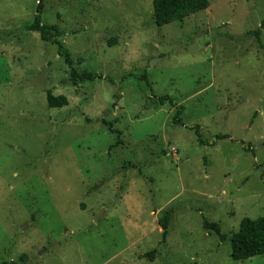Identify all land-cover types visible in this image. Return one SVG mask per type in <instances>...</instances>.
I'll use <instances>...</instances> for the list:
<instances>
[{
	"label": "rangeland",
	"instance_id": "rangeland-1",
	"mask_svg": "<svg viewBox=\"0 0 264 264\" xmlns=\"http://www.w3.org/2000/svg\"><path fill=\"white\" fill-rule=\"evenodd\" d=\"M41 2L75 70L102 78L73 85L25 28L36 0H0V264H264L229 241L264 215V0L161 27L152 0Z\"/></svg>",
	"mask_w": 264,
	"mask_h": 264
},
{
	"label": "trees",
	"instance_id": "trees-1",
	"mask_svg": "<svg viewBox=\"0 0 264 264\" xmlns=\"http://www.w3.org/2000/svg\"><path fill=\"white\" fill-rule=\"evenodd\" d=\"M208 0H152L153 8V22L157 27L167 25L175 21H182L187 16L198 11L204 10L208 7ZM33 21L26 25L28 31H36L43 41H50L57 45L58 54L63 57L64 63L69 68V80L76 85L77 81L101 79L102 75L95 73H79L72 65V60L68 51L63 47V44L57 39L61 31L56 24L41 23L42 2L36 0V9ZM264 27V19L260 24V28ZM258 38L259 30L255 32ZM106 79V77H105ZM46 104L49 108H60L66 106L68 101L64 95L54 96L51 91H46ZM168 100L172 105L173 100L167 96H160L159 103L163 104ZM177 115V114H176ZM178 116V115H177ZM110 132L117 136L116 144H121L119 135L121 132L112 126V122L104 121ZM172 209L160 213L158 216V225L161 227L162 241L167 236L169 220L172 214ZM202 226L205 230L215 233L220 241H224L228 236L221 232L219 225L215 222H209L205 218L202 220ZM232 260L242 261L257 255H264V215L255 219L243 218L241 219L238 229L231 236H229ZM155 249L146 253L151 260Z\"/></svg>",
	"mask_w": 264,
	"mask_h": 264
}]
</instances>
